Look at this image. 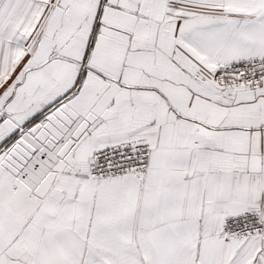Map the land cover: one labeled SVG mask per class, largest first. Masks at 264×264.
<instances>
[{
  "label": "snow or ice",
  "instance_id": "obj_1",
  "mask_svg": "<svg viewBox=\"0 0 264 264\" xmlns=\"http://www.w3.org/2000/svg\"><path fill=\"white\" fill-rule=\"evenodd\" d=\"M0 264H264V0H0Z\"/></svg>",
  "mask_w": 264,
  "mask_h": 264
}]
</instances>
